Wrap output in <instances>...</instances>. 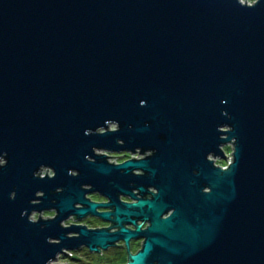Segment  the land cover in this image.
Listing matches in <instances>:
<instances>
[{
  "label": "water",
  "instance_id": "obj_1",
  "mask_svg": "<svg viewBox=\"0 0 264 264\" xmlns=\"http://www.w3.org/2000/svg\"><path fill=\"white\" fill-rule=\"evenodd\" d=\"M0 160V264H264V0H0Z\"/></svg>",
  "mask_w": 264,
  "mask_h": 264
},
{
  "label": "rangeland",
  "instance_id": "obj_2",
  "mask_svg": "<svg viewBox=\"0 0 264 264\" xmlns=\"http://www.w3.org/2000/svg\"><path fill=\"white\" fill-rule=\"evenodd\" d=\"M242 1V0H241ZM244 2V0H243ZM249 3L248 0H245V3ZM110 127H114V125H110ZM228 147H226L225 152L227 151ZM108 155H118V156H111L110 157V161L113 162H120L121 160L127 158L128 156H130L129 153H125V152H106L103 151ZM125 154V155H122ZM227 156V159H229V154L225 153ZM135 156H137V153L133 154ZM2 162V160H0V163ZM227 162V160H223L221 158H215V163H221L220 165H225ZM224 163V164H223ZM219 165V164H218ZM43 169L41 171V173H43ZM50 172V170H49ZM53 215L52 211H48V212H42L40 213V216L42 217H50ZM38 213L37 212H33L30 217L32 219H37ZM71 221V220H70ZM72 222V221H71ZM76 222V221H75ZM74 222V223H75ZM80 223L83 222H87V220H82V221H77ZM138 248V242H134V244L131 245L130 249L131 251H134ZM126 261V257H125V252L122 251L121 249L113 246V247H109L106 250H102L99 253H95V252H89L87 250V248L81 246L75 250H66V253H61L56 260H54L51 264L54 263H61V264H125Z\"/></svg>",
  "mask_w": 264,
  "mask_h": 264
},
{
  "label": "flooded vegetation",
  "instance_id": "obj_3",
  "mask_svg": "<svg viewBox=\"0 0 264 264\" xmlns=\"http://www.w3.org/2000/svg\"><path fill=\"white\" fill-rule=\"evenodd\" d=\"M122 155H125V154H122ZM147 190L149 192H155L156 191L153 187H147ZM133 192L136 193V190H134ZM145 196L148 197L149 193H147ZM85 197L88 198L89 201L95 202V203H100V202H105L106 201L105 197L103 195L99 194L96 191L86 193ZM119 198H120V200H123V201H130V199L127 196L120 195ZM104 210H107V209H104V208H101V207H97L96 208L97 212H101V211H104ZM53 215H54V213H53ZM67 220L70 223H74L76 221L75 223H77V224H84L88 228H101V227H108V226L111 225V223L109 221H104V219H102L101 217H99L97 215H92V214H88V215H86L84 218H82L80 220V221L87 220L88 223H86V222H83V223L77 222L79 220H76L72 216L69 217ZM144 226H146V223H143V227ZM127 227L132 228L130 225H128ZM113 229H117V228H113ZM113 229H111V230H113ZM134 242H138V248L136 250H134V251H131V249H130V251L132 253H134L137 250H139V248L141 247L142 238L139 237V238L130 239L129 248L131 247L132 244H134ZM115 247H117V248L121 249L122 251H124L125 252V257H126V247H125L124 242L122 240L117 241L115 243ZM125 263H126V261H125Z\"/></svg>",
  "mask_w": 264,
  "mask_h": 264
},
{
  "label": "bare ground",
  "instance_id": "obj_4",
  "mask_svg": "<svg viewBox=\"0 0 264 264\" xmlns=\"http://www.w3.org/2000/svg\"><path fill=\"white\" fill-rule=\"evenodd\" d=\"M226 147H228V146H223V149H226ZM224 152H225V150H224ZM225 153H227V154L230 153V149H229V147H228V149H227V151H226ZM130 156H131V155H130ZM130 156H128V157H130ZM110 157H111V156H109V159H110ZM128 157H127V158H128ZM125 159H126V158H125ZM123 160H124V159H123ZM224 160H225V159H224ZM226 160H227V159H226ZM226 160H225V161H226ZM218 164L220 165L221 163H218ZM223 164H224V163H223ZM222 166H224V165H222ZM136 192H137V191H136ZM136 195H138V193H136ZM48 211H49V212L52 211V212L54 213L53 210H43V211H41L40 213H42V212H48ZM52 216H53V215H52ZM104 221H106V220H104ZM62 224H63V225H69V221L66 219V220H64V221L62 222ZM59 255H60V254H59ZM59 255H58V256H59ZM58 256H57V257H58ZM57 257H56V259H57ZM51 263H52V262H51ZM51 263H50V264H51Z\"/></svg>",
  "mask_w": 264,
  "mask_h": 264
},
{
  "label": "clouds",
  "instance_id": "obj_5",
  "mask_svg": "<svg viewBox=\"0 0 264 264\" xmlns=\"http://www.w3.org/2000/svg\"><path fill=\"white\" fill-rule=\"evenodd\" d=\"M243 2V0H242ZM248 2L251 4V3H254V0H248Z\"/></svg>",
  "mask_w": 264,
  "mask_h": 264
},
{
  "label": "built area",
  "instance_id": "obj_6",
  "mask_svg": "<svg viewBox=\"0 0 264 264\" xmlns=\"http://www.w3.org/2000/svg\"><path fill=\"white\" fill-rule=\"evenodd\" d=\"M230 154V153H229Z\"/></svg>",
  "mask_w": 264,
  "mask_h": 264
}]
</instances>
